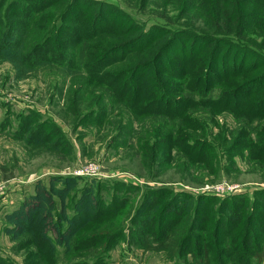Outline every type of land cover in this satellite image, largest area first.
<instances>
[{
  "label": "trees",
  "instance_id": "16d2710c",
  "mask_svg": "<svg viewBox=\"0 0 264 264\" xmlns=\"http://www.w3.org/2000/svg\"><path fill=\"white\" fill-rule=\"evenodd\" d=\"M170 2L179 16H198L209 37L191 36L190 47L179 48L183 32L162 24L146 28L101 0H0V58L14 56L27 72L45 67L53 74L57 69L63 74L77 71L87 96L69 94L67 114L78 125L91 122L95 130L81 140L92 135L102 142L110 136L108 148L130 152L127 157L138 159L150 175L154 167L175 168L183 178L201 183L227 172L228 166L220 160L227 154L225 127L217 121L222 113L232 116L236 126L249 129L245 140H233L232 149L247 151L249 159L264 163L261 138H253L264 121V0ZM28 14L34 19L29 21ZM74 93L91 112L79 113ZM45 131L35 126L37 139L28 137L27 142L63 156L71 149L61 133L53 141L43 135ZM238 131L234 127L229 133L234 136ZM79 181L51 178L55 183L46 186L38 180L33 195L8 215L13 227L4 232L15 239L13 252L30 248L21 264H106L109 252L135 224L132 218L126 225L130 208L119 193L109 194L98 186L95 191L93 181L71 193ZM178 194L191 199L190 194ZM147 198L137 210L138 217L148 207ZM240 201L228 196L222 205ZM169 207L163 208L162 217ZM170 217L172 225L167 224V229L161 228L162 219L157 223L162 237L157 245L149 244V237L135 245L168 256L182 252L190 216L183 209ZM233 228L243 233L240 246L223 234L221 251L219 246V252L212 254L210 247L201 245L202 264H263L264 227L259 234L248 233L240 220L229 229ZM148 233L142 231L144 236ZM221 236H213L212 243ZM220 254L223 261L218 260ZM191 256L196 257L195 252ZM0 264L15 262L0 255Z\"/></svg>",
  "mask_w": 264,
  "mask_h": 264
},
{
  "label": "rangeland",
  "instance_id": "374dc122",
  "mask_svg": "<svg viewBox=\"0 0 264 264\" xmlns=\"http://www.w3.org/2000/svg\"><path fill=\"white\" fill-rule=\"evenodd\" d=\"M101 1L115 5L133 21L143 24L146 28L162 24L173 31L183 32L185 35L178 41L179 48L183 45L190 47L191 36L205 35L202 38H208L210 35L207 30L202 29V20L198 16H179L170 0H149L146 4L142 0ZM26 18L31 21L34 16L28 14ZM82 81L77 71L71 70L70 74H63V70L57 69V73L53 74L45 67L36 73L27 72L20 67L14 56L0 58V184L11 185V189L0 198V255L10 258L15 264H21L22 257L30 248L13 252L15 239L4 232L5 229L13 227L8 215H12L25 199L33 195V184L36 181L39 180L47 186L49 183H55L50 182L51 178L61 177L81 180L71 193L93 181L95 191L98 186L100 190H109V194L117 192V196L122 197L130 208L126 211V225H129L132 218L136 222L130 224V232L126 230L123 238L109 252L106 264H202L201 245L210 247L212 254L219 252V246L220 251L222 250V242L219 241H223V234L232 245L240 246L243 233L237 228L230 230L233 223L241 220L248 233L253 231L259 234V229L264 227V163L249 159L247 151H235L231 147L234 139L245 140V134L249 132L247 127H237L233 117L228 114L217 116L218 123L225 127L227 142V154L220 160L229 169L227 172H219L218 177L209 176L199 183L183 178L175 168L158 170L156 167L150 175L141 167L138 159L127 157L130 152L108 148L106 143H110V136H106L102 142L97 140L100 136L92 135L81 140L85 133L95 134L94 126L91 122L78 125V122L67 114V100L73 91L86 95ZM74 96L78 99L79 113L92 111L87 108V103L79 104V94L74 93ZM92 99L95 102L98 98L94 95ZM35 126L46 129L43 135L48 134L53 141L62 134L71 149L63 156L45 150L44 147L30 145L27 142L28 137V140L37 139L33 132ZM234 127L239 129V134L232 136L229 132ZM256 136L261 138L264 145V121L253 138ZM91 166L97 168L99 174L96 177L73 175L75 171ZM221 183L237 186L239 193L231 196L240 197L241 201L222 205L227 197L213 196L214 199L207 201L200 199L206 198L203 191L206 185ZM122 184L126 189H113L114 186ZM132 187H137L138 190ZM178 191L190 194L188 196L191 199L180 198L178 193L181 192ZM156 193L158 194L155 195ZM147 194L153 196H146ZM145 197H148V207L138 217L137 210L146 201ZM106 200L109 201L108 196ZM165 206L169 207L168 213L162 217L161 211ZM183 209H186L190 216V224L181 239L185 245L182 252L168 256L166 252L144 250L135 245L141 244V239L145 241L148 237L149 244L157 245L162 238L158 236V221L162 219L161 228L167 229V224L172 225L170 215ZM147 221L151 224L142 226ZM138 227L142 229L138 231ZM137 231L138 234L135 235ZM142 231L149 233L144 236ZM217 233L222 236L212 243L213 236ZM62 250L58 248V252ZM192 252H195L196 257L191 256ZM218 260L223 261L221 254Z\"/></svg>",
  "mask_w": 264,
  "mask_h": 264
},
{
  "label": "built area",
  "instance_id": "2783aa9c",
  "mask_svg": "<svg viewBox=\"0 0 264 264\" xmlns=\"http://www.w3.org/2000/svg\"><path fill=\"white\" fill-rule=\"evenodd\" d=\"M99 173L97 172V168L94 166H91L89 168L79 169L75 171L73 174L74 176H80V177H96ZM11 185H4L0 184V198L3 197L4 193L7 190H10ZM204 194L206 195H213V196H222V197H228L231 195H234L236 193H239V189L237 186L229 185L227 183H221L217 185H206L205 186Z\"/></svg>",
  "mask_w": 264,
  "mask_h": 264
}]
</instances>
